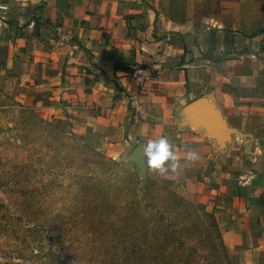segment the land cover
Segmentation results:
<instances>
[{"label":"crops","instance_id":"obj_1","mask_svg":"<svg viewBox=\"0 0 264 264\" xmlns=\"http://www.w3.org/2000/svg\"><path fill=\"white\" fill-rule=\"evenodd\" d=\"M251 2L0 0V86L107 153L142 159L166 136L168 174L205 197L238 264H264V15Z\"/></svg>","mask_w":264,"mask_h":264},{"label":"rangeland","instance_id":"obj_2","mask_svg":"<svg viewBox=\"0 0 264 264\" xmlns=\"http://www.w3.org/2000/svg\"><path fill=\"white\" fill-rule=\"evenodd\" d=\"M250 8L264 15V0ZM0 86V264H238L205 197Z\"/></svg>","mask_w":264,"mask_h":264},{"label":"clouds","instance_id":"obj_3","mask_svg":"<svg viewBox=\"0 0 264 264\" xmlns=\"http://www.w3.org/2000/svg\"><path fill=\"white\" fill-rule=\"evenodd\" d=\"M142 159L147 169L158 172L161 175L178 171V157L173 151V145L166 136L150 139L142 147ZM196 153L189 152L187 159L195 160Z\"/></svg>","mask_w":264,"mask_h":264},{"label":"built area","instance_id":"obj_4","mask_svg":"<svg viewBox=\"0 0 264 264\" xmlns=\"http://www.w3.org/2000/svg\"><path fill=\"white\" fill-rule=\"evenodd\" d=\"M134 74L138 81L143 82L146 77L150 75V70L142 67H136Z\"/></svg>","mask_w":264,"mask_h":264}]
</instances>
